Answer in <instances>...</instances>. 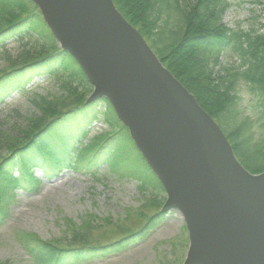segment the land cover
<instances>
[{"label":"trees","instance_id":"obj_1","mask_svg":"<svg viewBox=\"0 0 264 264\" xmlns=\"http://www.w3.org/2000/svg\"><path fill=\"white\" fill-rule=\"evenodd\" d=\"M114 2L122 15L149 40L164 65L218 121L245 167L261 173L264 170V0L251 1L260 7L263 19L255 29H232L222 21L229 0ZM8 39L25 41V46L30 44V47L17 56L4 52L7 66L0 67V105L15 92L31 93L33 89L29 88L41 78L53 81L55 88L53 92L36 93L30 98L34 109L24 116L28 123L21 136L7 137L0 126L1 149L6 150L0 152V227L8 217L12 197L18 196V192L34 194L41 189L40 174L31 171V167H38L51 180L67 169L93 176L105 171L120 180L134 179L143 190H156H152L154 193L164 190L130 139L128 129L118 121L108 98L87 101L93 88L85 71L68 51L60 48L32 0H0V43ZM225 50L232 54L234 64L221 63ZM243 87L248 92V109L242 107ZM99 103L103 106L98 107ZM13 114L15 118L22 116L20 110ZM97 121L104 127L91 135V126ZM73 141L77 146L67 154ZM45 159L44 165L34 164ZM15 170L23 175L17 177ZM163 217L157 213L134 236L145 234L149 226L156 227L164 221ZM129 239L92 250L86 246L63 249L50 244L47 249L31 247L29 254L33 264H82L90 258L113 255L114 248L124 247Z\"/></svg>","mask_w":264,"mask_h":264},{"label":"water","instance_id":"obj_2","mask_svg":"<svg viewBox=\"0 0 264 264\" xmlns=\"http://www.w3.org/2000/svg\"><path fill=\"white\" fill-rule=\"evenodd\" d=\"M60 46L108 97L188 229L183 264H264V170L238 160L218 122L113 0H33Z\"/></svg>","mask_w":264,"mask_h":264},{"label":"rangeland","instance_id":"obj_3","mask_svg":"<svg viewBox=\"0 0 264 264\" xmlns=\"http://www.w3.org/2000/svg\"><path fill=\"white\" fill-rule=\"evenodd\" d=\"M251 1L229 0L222 21L232 29L259 28L263 22L261 9ZM25 44L19 40L2 42L0 67L7 66L4 52L17 56L23 49H29L30 44ZM231 55L225 50L221 63L234 64ZM54 88L53 81L41 78L31 85V93L15 92L0 105V126L7 137L22 135L28 123L24 116L34 109L30 98L36 93L53 92ZM247 93L243 87L244 109L249 105ZM101 106L99 103L98 107ZM14 109L22 112L21 118L13 116ZM103 127L102 122H94L91 135ZM74 145L77 146L75 141L68 145L67 154ZM1 151L6 152L5 149ZM50 151L58 153L56 149ZM46 160H36L40 162L34 164L44 165ZM30 170L40 174L43 185L34 194L18 192V196L11 198L8 217L0 227V263L33 264L29 254L31 247L47 249L51 244L63 249L81 246L92 249L103 244L114 245L125 238H131L125 249L116 246L111 252L113 255L103 259L90 258L82 264L184 263L189 247L188 230L179 211L162 212L166 201L164 190L155 193L153 189L143 190L136 180H120L105 171L100 176H93L67 169L51 180L45 178L38 167ZM15 175L21 176L19 173ZM157 213L163 214L164 221L156 227L149 226L145 234L134 236Z\"/></svg>","mask_w":264,"mask_h":264}]
</instances>
